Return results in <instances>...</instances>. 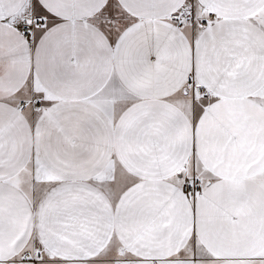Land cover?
I'll return each instance as SVG.
<instances>
[{
    "label": "snow or ice",
    "instance_id": "1",
    "mask_svg": "<svg viewBox=\"0 0 264 264\" xmlns=\"http://www.w3.org/2000/svg\"><path fill=\"white\" fill-rule=\"evenodd\" d=\"M0 264H264V0H0Z\"/></svg>",
    "mask_w": 264,
    "mask_h": 264
}]
</instances>
